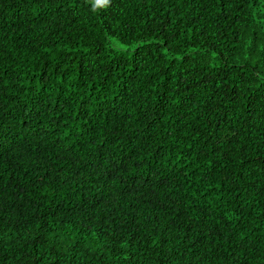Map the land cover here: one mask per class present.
<instances>
[{"label": "trees", "instance_id": "trees-1", "mask_svg": "<svg viewBox=\"0 0 264 264\" xmlns=\"http://www.w3.org/2000/svg\"><path fill=\"white\" fill-rule=\"evenodd\" d=\"M0 264H264V0H0Z\"/></svg>", "mask_w": 264, "mask_h": 264}, {"label": "snow or ice", "instance_id": "snow-or-ice-1", "mask_svg": "<svg viewBox=\"0 0 264 264\" xmlns=\"http://www.w3.org/2000/svg\"><path fill=\"white\" fill-rule=\"evenodd\" d=\"M98 2H100V0H98Z\"/></svg>", "mask_w": 264, "mask_h": 264}]
</instances>
